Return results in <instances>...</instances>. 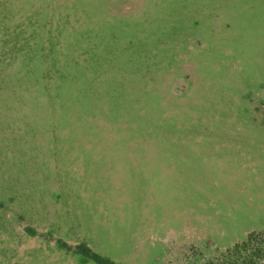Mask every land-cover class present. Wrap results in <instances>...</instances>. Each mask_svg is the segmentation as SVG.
Segmentation results:
<instances>
[{"label":"rangeland","instance_id":"1","mask_svg":"<svg viewBox=\"0 0 264 264\" xmlns=\"http://www.w3.org/2000/svg\"><path fill=\"white\" fill-rule=\"evenodd\" d=\"M0 264H264V0H0Z\"/></svg>","mask_w":264,"mask_h":264}]
</instances>
